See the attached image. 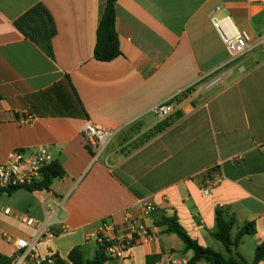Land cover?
<instances>
[{
	"label": "crops",
	"instance_id": "obj_1",
	"mask_svg": "<svg viewBox=\"0 0 264 264\" xmlns=\"http://www.w3.org/2000/svg\"><path fill=\"white\" fill-rule=\"evenodd\" d=\"M105 1L0 0V163L12 151L29 157L47 148L66 172L48 191L1 195L0 254L15 255L7 236L32 241L43 232L44 259L68 262L79 247L92 260L101 233L127 240L137 221L151 239L135 238L125 258L105 264L190 261L193 251L159 225L167 217L228 257L213 236L222 209L235 218L233 238L253 225L237 248L252 263L264 242V0H117L122 54L100 62L94 47ZM38 6L52 20L49 46L46 24L33 37L17 26ZM212 16H230L262 44L233 58ZM173 96L176 113L159 120L152 109ZM86 121L117 132L96 160ZM147 201L156 210L144 215Z\"/></svg>",
	"mask_w": 264,
	"mask_h": 264
},
{
	"label": "built area",
	"instance_id": "obj_2",
	"mask_svg": "<svg viewBox=\"0 0 264 264\" xmlns=\"http://www.w3.org/2000/svg\"><path fill=\"white\" fill-rule=\"evenodd\" d=\"M260 1V0H253ZM219 10V9H218ZM215 28L220 33L227 49L233 58L239 57L255 47L262 44L263 40H253L249 32L239 29L234 25L230 16L218 18L211 17ZM179 107V97L173 96L172 98L156 105L152 112L158 117L159 120L164 121L176 113ZM31 117L23 119V124H28ZM89 146L95 151L96 160L101 152L107 147L109 142L117 134L116 131L102 128L86 121L82 127ZM55 161L54 156L47 148H40L37 152L27 157L23 151H12L9 159L5 163H0V188L7 190L24 185H31L41 181L42 170ZM209 192V188L205 189V193ZM156 208L150 201L144 203L143 214L149 215L155 212ZM10 209H6L5 213H9ZM22 222L28 226L35 225V220L30 217H23ZM134 235L130 236L127 240L110 241L104 234L98 237L99 243L106 241L109 243L106 248V253L110 258L123 259L126 257L127 251L131 247V243L135 238L140 242H148L151 239V234L146 226L141 222H135ZM43 235L41 232L38 236ZM48 237H54V233H47ZM12 243L15 255L12 264H72L71 262L59 263L57 258L52 256L44 259L38 249V238L32 241L26 239H13L7 236ZM187 259H173L172 264H188Z\"/></svg>",
	"mask_w": 264,
	"mask_h": 264
},
{
	"label": "trees",
	"instance_id": "obj_3",
	"mask_svg": "<svg viewBox=\"0 0 264 264\" xmlns=\"http://www.w3.org/2000/svg\"><path fill=\"white\" fill-rule=\"evenodd\" d=\"M116 3L117 0H106L99 20L96 44L94 47V58L100 62H112L122 54L119 35L116 31ZM41 24L47 25L42 33V42L49 46L48 42L55 31L52 20L43 7L38 6L32 9L17 21L19 29L30 37H33L36 30L41 28ZM65 174L66 172L62 164L59 161H54L42 170V179L40 182L7 190L0 188V197L5 192L12 193L19 189L48 191L52 183L57 179H62ZM216 220L217 230L213 233V236L225 246L228 257L211 248L203 247L197 241L193 240L181 227L176 218L164 217L159 225L166 226L168 233L179 236L185 245V251H193V257L188 264H199L203 261L208 264H258L264 260V242L256 248L255 258L252 263L247 262L237 252L242 238L254 233L252 224L245 225L238 231L236 237L233 238L231 233L236 222L234 216L229 215L225 210L219 209L216 211ZM108 245L109 243L106 241L100 243L99 250L92 260L87 259L79 247H75L70 252L68 261L72 264H105L109 258L106 253ZM57 260L59 263H64L60 258H57ZM12 263L13 258H8L0 254V264Z\"/></svg>",
	"mask_w": 264,
	"mask_h": 264
}]
</instances>
